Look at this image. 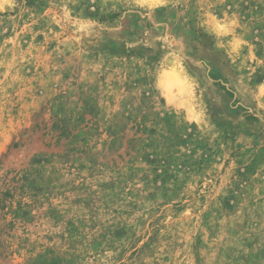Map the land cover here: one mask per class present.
<instances>
[{
	"label": "rangeland",
	"instance_id": "374dc122",
	"mask_svg": "<svg viewBox=\"0 0 264 264\" xmlns=\"http://www.w3.org/2000/svg\"><path fill=\"white\" fill-rule=\"evenodd\" d=\"M0 264H264V0H0Z\"/></svg>",
	"mask_w": 264,
	"mask_h": 264
}]
</instances>
